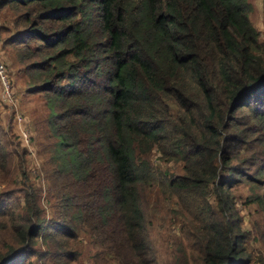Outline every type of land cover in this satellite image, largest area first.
Wrapping results in <instances>:
<instances>
[{
	"label": "trees",
	"instance_id": "16d2710c",
	"mask_svg": "<svg viewBox=\"0 0 264 264\" xmlns=\"http://www.w3.org/2000/svg\"><path fill=\"white\" fill-rule=\"evenodd\" d=\"M3 8L19 28L7 43L34 59L26 72L47 96L48 177L77 222L44 225L33 193L0 201V263L41 242L73 264L79 227L93 226L87 234L110 263L156 264L142 208L155 190L180 202L199 196L208 264H236L243 234L227 189L264 175V48L249 0H0ZM3 144L0 181H25V151L15 162ZM153 150L181 161L183 174L158 177Z\"/></svg>",
	"mask_w": 264,
	"mask_h": 264
},
{
	"label": "rangeland",
	"instance_id": "374dc122",
	"mask_svg": "<svg viewBox=\"0 0 264 264\" xmlns=\"http://www.w3.org/2000/svg\"><path fill=\"white\" fill-rule=\"evenodd\" d=\"M249 2L252 5L249 20L258 31L259 42L264 48L263 0ZM16 16L13 9L3 8L0 12V60L6 67L8 79L5 85L0 81V140L5 142L3 148L11 153L10 158L15 162L19 161L21 152L25 151L24 168L27 179L24 181L19 177L10 186L0 181V201L8 205L12 200L19 198L23 202L25 193H33L44 225L52 224V219H58L61 215L66 216V221L75 224L77 221L74 214L65 211L63 203L57 197V180H49L48 177L52 171L49 150L55 140L50 138L44 124L50 113L46 107L47 96L37 92L34 72H26L34 59H23L26 49L18 44L14 45L15 42L8 44L12 39H16V32L19 30L14 24ZM5 86L9 88L10 95L6 94ZM55 111L59 109L55 108ZM51 114L48 119H51ZM24 136H28V142ZM149 158L160 178L183 174L181 161H164L156 150L150 152ZM252 171L255 169L252 168ZM212 188L213 186L209 187V192H212ZM227 193L234 212L233 217H236V224H239L243 234L240 240L243 253L238 256L236 264H264V175L258 184L244 182L229 186ZM142 196L148 238L154 247L150 256L154 262L208 264L204 243L209 242V237L199 231L201 224L198 220L201 219V214L197 210L203 206V200L196 195L180 202L169 194H156L155 190L143 193ZM255 197L256 201L252 202L251 199ZM215 199L210 193L208 200L212 207L216 206ZM218 220L222 223L230 221L223 216L218 217ZM79 228L78 242L75 244L79 257L73 264H103V258L109 264L116 263H110L111 252L106 254L87 234L94 231L93 226H85V232L83 226ZM227 238L229 237L226 235ZM9 246L14 247L12 243L7 242L4 249ZM46 247L44 243L38 242L32 250L18 252L17 259L11 264H60L56 262L57 258L51 257ZM120 250L123 258L137 261L136 257L128 252L127 246H120Z\"/></svg>",
	"mask_w": 264,
	"mask_h": 264
},
{
	"label": "built area",
	"instance_id": "2783aa9c",
	"mask_svg": "<svg viewBox=\"0 0 264 264\" xmlns=\"http://www.w3.org/2000/svg\"><path fill=\"white\" fill-rule=\"evenodd\" d=\"M7 70H6V67L5 65L3 64V62L0 60V81L3 82L2 84H6L8 79H7V74H6ZM6 94L10 95L9 93V88L6 87ZM25 137V140L28 142V136H24Z\"/></svg>",
	"mask_w": 264,
	"mask_h": 264
},
{
	"label": "water",
	"instance_id": "95a60500",
	"mask_svg": "<svg viewBox=\"0 0 264 264\" xmlns=\"http://www.w3.org/2000/svg\"><path fill=\"white\" fill-rule=\"evenodd\" d=\"M5 261L1 262L0 264H3Z\"/></svg>",
	"mask_w": 264,
	"mask_h": 264
},
{
	"label": "crops",
	"instance_id": "0c3cea01",
	"mask_svg": "<svg viewBox=\"0 0 264 264\" xmlns=\"http://www.w3.org/2000/svg\"><path fill=\"white\" fill-rule=\"evenodd\" d=\"M5 121V120H4ZM6 122V121H5Z\"/></svg>",
	"mask_w": 264,
	"mask_h": 264
}]
</instances>
